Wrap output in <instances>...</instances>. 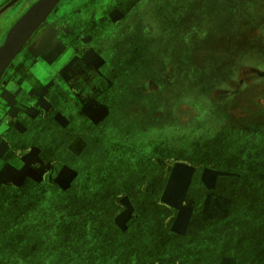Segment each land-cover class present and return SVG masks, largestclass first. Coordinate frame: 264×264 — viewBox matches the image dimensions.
Instances as JSON below:
<instances>
[{
    "label": "rangeland",
    "instance_id": "obj_1",
    "mask_svg": "<svg viewBox=\"0 0 264 264\" xmlns=\"http://www.w3.org/2000/svg\"><path fill=\"white\" fill-rule=\"evenodd\" d=\"M174 1L183 4L189 0ZM195 5L184 10L178 28L167 29L170 40L174 39L166 42L163 50L158 47L147 63L163 71L146 73H155V83L160 78L168 85L162 96L164 106L160 107L164 117L206 115L202 122L205 128L198 129V135L203 136L204 132L228 127L224 118L240 114L243 108L259 111L257 99L264 98V76H260L264 73V0H201ZM193 11L198 19L190 17ZM172 12L177 14L174 19L181 14ZM128 68H121L120 75L126 76ZM147 74L140 79L137 76V80L145 83ZM112 89L104 86L99 97L89 108L77 112L78 116L98 110ZM115 108L113 103L111 113ZM156 108L153 105L151 112ZM106 110L110 112L105 108L99 121H105ZM151 112H139L134 119L154 118ZM70 115L71 110L63 111L56 115V123L65 128ZM209 121L211 131L207 129ZM146 123L148 135L134 136L137 138L117 131L113 128L117 123H112L106 131L109 135H101L106 145L92 148L88 163L65 167L47 181L52 183L51 189L28 190L12 201L18 202L17 206L5 212L0 223V263L198 264V254L179 247L182 244L172 245L168 251L163 246L188 235V240H196L211 232L212 222L206 224V219L212 215V195L220 178L227 179L225 186L230 187L223 192L231 209L229 218L237 221L227 231L228 240L237 244L246 235L255 248L243 251V256L257 253V259H262L258 243L264 242V177L256 181L253 168L248 166H252V159L231 149L216 152L213 147L212 151L207 143L195 140L186 143L183 151L167 148L166 141L162 147H153L155 142L146 148L142 139H156L162 131L176 137L183 127L154 119ZM237 159H244V165ZM161 163L162 167H155ZM91 165L95 167L87 168ZM258 165L264 172V164ZM36 178L41 184L43 176ZM193 217L197 219L194 224Z\"/></svg>",
    "mask_w": 264,
    "mask_h": 264
},
{
    "label": "flooded vegetation",
    "instance_id": "obj_2",
    "mask_svg": "<svg viewBox=\"0 0 264 264\" xmlns=\"http://www.w3.org/2000/svg\"><path fill=\"white\" fill-rule=\"evenodd\" d=\"M36 1L0 0V46L12 26ZM200 1L177 4L174 0H62L56 6L0 80V223L5 218L4 213L17 206L18 202L12 201H18L21 193L28 190L45 192L52 187V183L47 182L53 180L52 175L65 167L88 163L92 148L106 145L101 135L108 134L106 131L112 123H117L113 128L130 135V138L148 135L146 122L153 119L161 123H180L183 127L176 137L170 138L169 132L162 131L158 138H144L141 143L146 148L155 142L153 147H162L166 141L167 148L183 151L186 143L195 140L199 144L207 143L212 151L213 147L216 152L221 148L227 152L235 150L242 158L248 156L252 159L253 167L248 166L253 168L256 181L264 177L258 165L264 164V98L257 99L259 111L241 106L240 114L236 115L232 110V117L224 118L228 127L218 129L213 135L204 132L200 136L198 129L204 127L206 115L198 113L192 117L189 113L183 117L178 113L164 117L160 107L164 106L162 96L168 85L160 78H156L155 83V73H146L154 69L163 71L156 66L148 67V61L157 54L158 47L163 50L164 44L174 39L170 40L172 37L167 29L178 28L184 10L196 7ZM174 10L181 13L177 19H174L177 15L172 12ZM196 14L193 11L190 17L198 19ZM158 28L160 31L154 34ZM126 65L129 72L123 77L121 68ZM145 74L149 82L140 83L139 79ZM106 85L113 89L108 91L102 106L78 116L77 112L89 108ZM113 103L116 110L111 113ZM153 105L158 109L154 113L151 112ZM107 107L110 112L106 110L105 121H99ZM147 109L154 118L134 119ZM65 110H71L73 116L67 117L64 128L56 123L55 117ZM115 113L117 115L113 116ZM95 121L97 123H93ZM196 121L199 124L193 126ZM208 124L211 125L206 128L211 131L212 121ZM164 128L166 126H162ZM121 142L118 140L122 145ZM128 148L135 150L139 147ZM243 150L253 154L244 155ZM243 160L237 159L241 166ZM92 167L95 166L87 168ZM155 167H162V163ZM38 174L43 176L41 184L37 183ZM46 176L50 178L45 179ZM225 180L216 181L212 195V215L206 219V224L209 220L212 222L211 232L196 240H188L191 236L188 235L186 239L169 242L163 248L168 251L172 250V245L182 244L179 247L198 254V264H264V242L258 243L262 259H257V253L254 257L245 253L243 256V251L255 248L253 240L247 241L246 235L237 244L236 240H228L227 231L232 230L237 221L229 218L231 209L223 192H228L230 187L225 186ZM196 221L193 217L192 224Z\"/></svg>",
    "mask_w": 264,
    "mask_h": 264
},
{
    "label": "water",
    "instance_id": "obj_3",
    "mask_svg": "<svg viewBox=\"0 0 264 264\" xmlns=\"http://www.w3.org/2000/svg\"><path fill=\"white\" fill-rule=\"evenodd\" d=\"M62 0H37L12 26L0 46V80L11 62L21 52L32 34ZM15 2L8 5L12 6Z\"/></svg>",
    "mask_w": 264,
    "mask_h": 264
},
{
    "label": "crops",
    "instance_id": "obj_4",
    "mask_svg": "<svg viewBox=\"0 0 264 264\" xmlns=\"http://www.w3.org/2000/svg\"><path fill=\"white\" fill-rule=\"evenodd\" d=\"M164 4H165V6H166V8H167V3H164ZM164 4H163V8L165 7ZM161 7H162V6H161ZM214 133H217V130H216ZM212 134H213V133H212Z\"/></svg>",
    "mask_w": 264,
    "mask_h": 264
}]
</instances>
